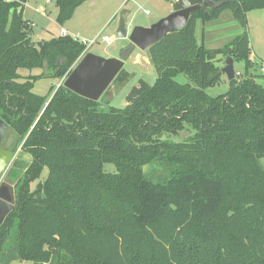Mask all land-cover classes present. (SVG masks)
I'll list each match as a JSON object with an SVG mask.
<instances>
[{
    "label": "trees",
    "instance_id": "obj_1",
    "mask_svg": "<svg viewBox=\"0 0 264 264\" xmlns=\"http://www.w3.org/2000/svg\"><path fill=\"white\" fill-rule=\"evenodd\" d=\"M84 1L54 0L58 24ZM23 2L0 0V118L16 136L10 150L20 145L5 175L14 205L0 225V264H264V63L259 82L246 19L264 0L191 12L145 50L156 78L134 84L122 107L62 84L49 98L33 92L42 77L66 76L85 44L68 34L34 43ZM224 10L242 31L220 47L199 43L197 22ZM219 55L244 72L210 95L223 83ZM115 81H129L124 68ZM185 129L187 141L163 137Z\"/></svg>",
    "mask_w": 264,
    "mask_h": 264
},
{
    "label": "rangeland",
    "instance_id": "obj_2",
    "mask_svg": "<svg viewBox=\"0 0 264 264\" xmlns=\"http://www.w3.org/2000/svg\"><path fill=\"white\" fill-rule=\"evenodd\" d=\"M121 1H123L121 8L131 10V14L128 19V28L130 29L134 25L144 24L143 26H148L157 21L161 18L157 16H160L159 14L162 13H159L156 10H162L165 7L164 5L166 4V1L169 0H90L77 8L76 12H74L72 17L69 19L67 24L68 27L64 25V27L67 28V34L85 42H89L94 38V42L90 46H87L86 44V52H93L104 57L117 56L120 48L127 46L129 41L128 39L124 40V45L120 48L116 46L119 39L116 38L114 25L118 19L120 9L117 11L116 18L112 21L108 18L111 15L110 12L113 8ZM51 2L52 6L49 8L47 7L45 0H28L26 4L24 16L26 18H31L33 21L31 39L34 43L44 39H49L53 36H58L60 34L61 27L55 19L57 7L54 4V0H51ZM88 3L91 6L88 7ZM40 7H43L44 10L47 9L46 12L41 11ZM246 19L251 52L256 61L253 67L250 68L249 72L255 75L261 72L260 65L264 62V9H253L248 11L246 13ZM132 22L134 24H132ZM241 31V27L238 22L232 18L230 11L224 10L220 13L217 19L209 21L204 25H201L198 21L196 37L199 41H201L202 37H204L203 42L205 46L209 48H216L223 46L233 36L239 34ZM103 35L109 37L114 36V38L110 43H107V41L101 39V36ZM224 61L225 57L221 55L215 59V63L221 67L224 66ZM123 68L128 73L129 81L125 84L115 81L111 83L103 92L104 98L108 100L111 105L118 107H122L126 104V93L134 84H137L140 79L152 84L156 78V72L154 67L149 63L145 50L142 51L135 48L128 59L124 62ZM234 71V75L236 77H241L244 72L243 62H234ZM19 73H21V75L38 74L40 73V70L37 68H33L31 70L19 69ZM222 77L223 83L206 89L208 94L216 95L227 89L228 80L225 74H223ZM64 78L65 76L53 79L42 77L34 83L33 92L46 94L49 98L56 88L62 84ZM255 79L262 82L261 78L256 75ZM177 80L181 83L189 82V79L185 75L177 76ZM51 84L53 89L49 91L48 88ZM192 133L193 131L185 129L177 135L165 134L163 137L169 139L170 141L181 142L189 140ZM15 137L16 136L12 134V131L6 128L1 141V147L10 150L16 142ZM19 146L13 152V157L5 172L0 176V182H9L7 181L5 175L12 161L17 157L20 149ZM22 159L24 161H29L30 157L27 153L22 152ZM105 169L112 170L113 166L106 164ZM15 171L19 174L22 170L17 166ZM46 172L47 170L44 168L40 180L45 177ZM36 182L37 181L31 183V188H34ZM20 263V261L14 260L10 261L8 264Z\"/></svg>",
    "mask_w": 264,
    "mask_h": 264
},
{
    "label": "water",
    "instance_id": "obj_3",
    "mask_svg": "<svg viewBox=\"0 0 264 264\" xmlns=\"http://www.w3.org/2000/svg\"><path fill=\"white\" fill-rule=\"evenodd\" d=\"M211 0H175L171 12L162 16L148 26L134 25L128 28L130 10L121 8L119 11L115 35L118 39H128L129 44L121 48L117 56L104 57L93 52H86L74 64L65 76L62 85L72 92L91 100H98L118 72L123 68L135 48L146 50L159 41L164 35L182 28L191 12L201 7L207 8ZM221 67L227 80L234 78V62L230 56L225 57ZM7 123L0 118V176L10 163L13 152L1 147V141ZM14 205V187L6 181L0 182V225Z\"/></svg>",
    "mask_w": 264,
    "mask_h": 264
},
{
    "label": "crops",
    "instance_id": "obj_4",
    "mask_svg": "<svg viewBox=\"0 0 264 264\" xmlns=\"http://www.w3.org/2000/svg\"><path fill=\"white\" fill-rule=\"evenodd\" d=\"M46 1V4H47V7L49 8V7H51L52 6V2H51V0H45ZM90 0H85L82 4H84V3H86V2H89ZM105 1V0H104ZM174 1L175 0H169V1H166V4L164 5L165 7L162 9V10H156L157 12H159V13H162V14H159L160 16H157V17H162L163 15H166L167 13H169V11L171 12V10H172V8H171V6H173V3H174ZM27 2H28V0H24V2H23V18L25 19V20H27L28 21V23L30 24V26H31V28H32V30H33V21L31 20V18H26L25 16H24V13H25V7H26V4H27ZM122 3H123V1H121V2H118V4H117V6L116 7H114L113 8V10L110 12V16H109V18L108 19H111V21L114 19V18H116V15H117V11L119 10V9H121V5H122ZM82 4H80L79 6H77L76 8H75V10H74V12H76V10H77V8L78 7H80ZM87 6L89 7V6H91V5H89V3L87 4ZM41 8V11H43V12H46V10H44V8L43 7H40ZM73 12V13H74ZM130 14H131V10H130ZM130 14H129V16H130ZM128 19H129V17H128ZM157 19V18H156ZM108 21V20H107ZM106 21V22H107ZM68 22H69V20H67L63 25H60V27H61V29H60V34H67L68 32H67V28L66 27H64V25L65 26H67L68 27ZM200 22V21H199ZM201 23V22H200ZM132 24H134L133 22H132ZM116 25H117V20H116V24L114 25V27H115V30H116ZM144 25V24H143ZM201 25H204L203 23H201ZM196 28H197V25H196ZM59 34V35H60ZM195 35H196V33H195ZM109 37V36H108ZM110 38H111V40L114 38V36H110ZM117 38V37H116ZM197 38V37H196ZM204 37H202V39H201V41H199L198 39H197V41L200 43V42H203L204 40ZM124 40H126V39H119V42L117 43V47L118 48H120V47H122L123 45H124ZM203 44H204V42H203ZM205 45V44H204ZM121 49V48H120ZM250 59L252 60V61H254L255 59H254V57H253V54H252V52H251V54H250ZM149 61V60H148ZM264 63V62H263ZM20 264H22V263H20Z\"/></svg>",
    "mask_w": 264,
    "mask_h": 264
},
{
    "label": "built area",
    "instance_id": "obj_5",
    "mask_svg": "<svg viewBox=\"0 0 264 264\" xmlns=\"http://www.w3.org/2000/svg\"><path fill=\"white\" fill-rule=\"evenodd\" d=\"M101 39L102 40H104V41H107V43H110L111 42V39H110V37H108V36H101ZM82 42L85 44V48H84V51H83V54H82V56L86 53V44H87V46H90L93 42H94V38L93 39H91L89 42H85V41H83L82 40Z\"/></svg>",
    "mask_w": 264,
    "mask_h": 264
}]
</instances>
